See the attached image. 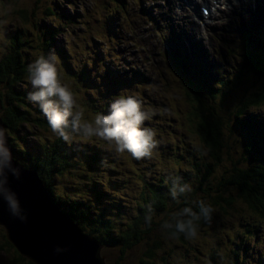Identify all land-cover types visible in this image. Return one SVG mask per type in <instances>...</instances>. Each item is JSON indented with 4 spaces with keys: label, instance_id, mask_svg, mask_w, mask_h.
Wrapping results in <instances>:
<instances>
[{
    "label": "trees",
    "instance_id": "1",
    "mask_svg": "<svg viewBox=\"0 0 264 264\" xmlns=\"http://www.w3.org/2000/svg\"><path fill=\"white\" fill-rule=\"evenodd\" d=\"M55 12L54 8L46 11L44 14L46 18L41 21H46L49 17L54 19ZM19 14V19L24 22L28 21V12L22 10ZM74 18L76 17L73 16V18L66 21L65 18L61 17V22L66 21L68 26V23L72 22L74 24ZM41 26L42 23L39 22L38 29ZM41 29L44 30L43 37L46 36L47 39L41 38L39 40L41 51L47 54L49 51L54 50L56 54L60 55L62 49L58 52L55 45V28H51L52 31L50 30V32H48L47 27ZM16 31L17 34L10 39V52L3 59H0V84L6 86V94L0 93V109H3L6 104V112L0 113V117L6 125V134L9 142L11 141L10 146L14 156L23 166L38 173L55 204L80 226L81 222H84L83 224L88 227L85 230L90 235H93L102 244L118 249L121 255L126 254L141 242L147 241L145 252H142L144 259L141 258L138 264H154L156 251L163 245V242L159 238L161 235H153L150 239L149 236L154 230L155 234L161 230V222L156 224L155 220H152L151 227L147 226L144 220L145 206L151 203L155 209L153 217L158 214L160 217L162 216L160 219H165L168 215L171 217V214L180 208L190 206L192 199L190 200V196H188L187 198L181 197L179 201H173L169 195L171 181L167 180L163 174L153 172V179L146 180L145 175L140 173L138 176L141 178L140 187L143 190L139 193L140 198L135 206V211L130 215L126 224L115 227L113 218L107 214L117 213L121 216V213L126 211L124 208L126 205L122 202L124 198L121 195L123 194V185H127L129 179L121 169L120 171L114 169V167H121L122 163L124 164V162L116 161L120 157L118 153L102 154L100 149L103 146L99 144V141L93 144L88 141L91 138L80 136L75 137L84 140L79 145L77 144L79 140H73L71 144H68L59 138L44 140L39 135L36 136V147H33L32 144L28 145L29 139H27V132L23 129V126L29 125L35 131L42 132V134H45L46 128L51 129L39 106L27 100L28 93L35 90L28 83L27 50L31 47L36 48L37 45L33 47L34 40L29 36L27 33L29 30L26 28H18ZM35 32L38 33L36 30ZM69 34L70 32L63 36L69 37ZM67 49L69 51V48ZM233 51L235 52L233 66L238 68L233 67V71L228 70L224 77L214 76L208 80L205 79L204 82L201 81L200 84L190 77H185L182 71H180L182 76L179 73L181 80L179 79L178 92L181 101L186 108L190 109L187 114L195 122V132L206 148L200 153L195 150L190 153L191 149L189 148L188 152L192 156L193 168L192 170L185 169L180 172V177L185 182H190L196 177L199 181L196 188L200 187L199 192L202 194V199L211 203L216 209L213 213L212 222L208 224L200 221L199 228L210 227L218 218H228V215H231L228 214V211L232 210L235 201H239L241 208L243 206L254 214L250 216L251 222L246 221L242 225L243 233L251 235V237L244 240V234H240L233 236V238L245 241L243 249L252 246L260 251L263 244L256 243V238L259 236L258 232L261 226L258 220L260 216L264 218V120L259 117L255 119L249 113L264 109V35L257 37L252 36L250 32L245 33L243 43L239 47H235ZM98 58L99 52L95 60L86 61L80 71L76 68L79 66L78 64H73V62L68 64L66 61L70 73L67 77L74 80L77 87L79 85L80 88H82V85L84 87L87 98L81 100V102L84 107L85 119L89 121L95 119L94 115L88 117L89 109L93 110V114L104 113L105 115L108 114L109 110V107H105L106 103L102 105L103 107H100L104 99L96 97L97 89L92 85L89 76L91 74L98 82L99 78H102L92 73V67L96 69ZM62 80H64L63 77ZM259 80L263 82L262 86H258ZM66 83L70 84L69 79ZM103 83L105 89H108L113 95V90L110 87L112 80L105 78ZM98 92L100 93V90ZM74 94L79 101V95L76 92ZM231 95H236L238 98L235 99L237 104L233 109L234 124L247 135L246 137L243 134L246 140L240 157L245 167L240 166L241 161L233 163L230 157L225 159L226 156L230 155L232 149L229 146V141H227L229 135L228 137L225 136V118L223 113H220V109L223 108L226 97ZM111 101H109L110 104ZM243 117L247 118L248 121ZM185 134L183 140L186 137L190 139ZM15 137H18L21 146H17L18 143H13ZM167 146L169 147V144ZM167 148L166 150L161 149L160 153L156 151L154 153L159 154V159L162 160V155L165 152L167 156L169 155ZM171 157H179L183 161L182 155L175 153ZM128 160L136 162V160ZM75 161L81 168L85 169L86 167L94 173L97 172L98 175H95L100 177V180L91 178V181L84 186L87 191L94 193L96 197L94 198L102 206L99 213L94 212V209L91 208L92 204L84 202L80 194H78L79 197L65 198L64 195L55 193V185L58 183V179L62 177L65 170L77 166L74 163ZM213 165L224 167L223 174L226 179L221 181L218 179L208 188L202 190L203 181L208 185L212 180ZM147 170L152 172L153 165H148ZM102 193L105 195L102 196ZM78 198L80 201L77 200ZM195 210L198 211V209ZM157 227L158 229H156ZM183 238V235L178 237L181 240ZM4 239L5 244L0 245V253L6 256L14 246L7 240L6 234H4ZM228 240V242L234 243L233 239L229 238ZM243 249L240 251L237 249L231 264H264V256H260L256 262L250 263L245 258V253L242 252ZM11 264L34 263L21 256L16 250L11 258ZM215 264L219 263L216 262Z\"/></svg>",
    "mask_w": 264,
    "mask_h": 264
},
{
    "label": "rangeland",
    "instance_id": "2",
    "mask_svg": "<svg viewBox=\"0 0 264 264\" xmlns=\"http://www.w3.org/2000/svg\"><path fill=\"white\" fill-rule=\"evenodd\" d=\"M128 1L133 5H138L139 3H141V0ZM228 3H230L229 0L221 7L220 11H216L214 13V17H212V20H208V25L210 26L212 33L214 28L222 27L224 22L220 19V17H223L227 13L226 5ZM231 3H233V1ZM53 8L56 10L55 18L50 19L49 17L46 21H41L42 19L46 18L44 17L45 12L52 10ZM34 9H36V11H34ZM110 9L112 10V12H115L116 10H120L122 12L124 11L121 4H116L115 6H113V0H0V59H3V57L10 52V39L12 38V36H15L17 34L16 30L18 28L24 27L29 30L27 31V33L34 40L33 47L37 45L36 48L31 47L32 49L29 48L27 50L28 64L32 63L36 58L44 54V52L41 51V46H39V40L41 38H46V36L45 38L43 37L42 34L44 30H42L41 28L48 27L51 30V28L54 27L56 32V48L58 50L62 49V52H64V43H66L67 48H69V51H71L70 55L72 56L73 64H78L79 66H77V68L80 71L83 66L84 60H86V57H83L86 51H90V48L93 45L100 46L98 43L104 41V36L107 37L105 35V32L107 18L109 14L112 13L109 11ZM22 10L28 12L27 22L19 19V13H21ZM74 12L77 15V17L74 18V24H72V22L68 23V26L73 27L72 31L68 27H66L64 31H61L59 29L60 24L62 23L61 28H63L64 26V22H61V17L63 16V18L69 20L70 17L73 18ZM76 21L80 22L76 24ZM39 22L42 23V26L38 29L37 26ZM100 22H102L101 25L99 24ZM36 29L38 33L35 32ZM68 32H70L69 37L63 36ZM239 32L236 34L237 38L233 40L234 46L236 48L243 43L242 32L240 34ZM218 33L219 31L216 32V34ZM47 38L49 37L47 36ZM140 39L150 43L146 45L142 42L143 46L149 50L150 56H152L151 52L157 54V57L155 59V67L157 68L159 76L163 79L164 83L167 84L169 90L175 94V88L178 87L175 77L166 68V60L162 56L164 50L168 49L167 44L163 42L165 39V35L161 33L150 20H147L146 24H144L140 32ZM226 42L223 41L222 43V50L224 52L228 49V42L227 44ZM92 50H96L95 46L92 47ZM94 56L95 54L91 57V59L94 58ZM214 59L219 60L220 56L214 55ZM59 63V70L61 73L60 75L64 78L63 81L66 82L67 79H69L71 87L73 85V92H76L79 95V105L84 108L81 100L86 99L87 96L86 93H84L83 85L82 88H80V85L79 87H77L75 81L67 77L70 74L69 67H65L61 61H59ZM71 67L73 68L74 66ZM233 67L238 68L235 66H231L229 70L233 71ZM161 71H164V74H162ZM166 80L169 82V84L166 82ZM261 80L258 81V86L263 85V82ZM28 83L30 86H32L30 80H28ZM98 83L104 88L103 89L101 87L100 93H95L97 98L104 99L101 102L100 107H103L102 105L104 103L107 104L105 107H109V101L112 100V93H110L108 89H105L104 83L101 80H99ZM137 87L139 86L137 85ZM135 88H131V90L134 91ZM153 88L154 87L151 85L141 84V87L137 88V91L134 92L139 95L142 94L141 97L144 98L143 101L145 107L149 108V111L155 113V115L152 116L153 118H151L149 121H146L145 124L149 127L155 126L157 128V139L161 141L159 147H162V150H166L164 149V147L169 144V147L167 148L169 155L167 156L165 152L163 154V160H160L159 154L153 153L151 159L145 158L142 160H136L132 158L130 153H118L120 157L116 161L124 162V164L122 163L121 167H114V169L117 171H120L121 169V171H123V173L125 172V175L129 177V179L128 184L123 185L124 189L123 194L121 195L124 198V201L122 202L126 205L124 206L126 211H123V213H121V216H119L117 213L107 214L113 218L115 227L119 226L120 224H126L130 218V215H132L135 211V206L138 203V199L140 198L139 193H141V191L143 190V188L140 187V184L142 182L138 174L143 173L146 180L153 179V172L163 174V176L167 180H170V176L180 177V172H183V170L185 169L192 170L193 168L192 156L190 154L192 153V150L200 153L203 149H206L203 146L202 140L195 132V122L191 120V118H189L187 114L188 110L190 109L186 108L184 104L185 109L180 110V106L182 105V102L180 101H177L176 107L172 108L171 110H166L164 106H155L151 101L146 99L145 95L143 96V94H146L147 97H149V95L150 97H157V92ZM107 92L108 94H106ZM0 93H3L4 95L6 94V86L4 84H0ZM114 94L116 93L113 91V95ZM236 95L226 97L223 103V108L220 109V113H223L225 118V136L228 137L229 135L227 141H229V146L232 149L230 155L226 156L225 159H228V157H230L233 163H235L236 161H241L240 157L244 149L243 144L246 140L245 136L247 137L244 131L234 124L235 116L233 115V109L235 108V104H237V101H235V99H238ZM163 97V102L169 103V93L165 96L164 92ZM1 98H3V96H1ZM92 111V109L88 110V117H92L93 115L94 117L96 116V114H93ZM5 112L6 104L3 106V109H0V113ZM181 118L183 119L181 120ZM254 118L258 119L257 116H254ZM259 118L262 119V117ZM243 119L248 120L244 117ZM166 125L175 126L176 129L168 130ZM23 129L26 130L27 139H29V143L27 144H32L33 147H36L35 142L37 141V135L41 136V138H44V140L57 139V137L52 134L51 130L47 128L46 132H44L45 134H42V132L39 131H35L34 128L29 125L23 126ZM184 134L188 135L190 139H187L186 137V139L183 140ZM74 140H79V142L77 143L78 145L82 144V142L84 141L78 138H75ZM88 141L93 144H96L95 142L99 141V144H102L103 146L102 149H100V152L102 154L115 152L113 145L106 143V141H103L98 137H93ZM13 143H18L17 146H21L20 142H18V137H15ZM189 148L191 149L190 153L188 152ZM175 153L178 155H182L183 161L179 157H171ZM128 159L136 160V162H130ZM205 160H207V158H205ZM74 163L77 166L65 170L62 177L58 179V183L55 185V193L64 195L65 198L79 197L78 194H80L82 195L81 199L84 200V202H89L92 204L91 208L94 209V212H101L102 206L99 204L98 200L95 199L96 197L94 193L87 191L84 187L85 184L87 185V183L91 181V178L100 180V177L96 176L98 175V173H94L91 170H88L86 167L85 169L81 168L79 164L76 163V161ZM150 164L153 165L152 172H149L147 170V167ZM240 166L245 167L243 162ZM213 168L214 172L212 180L208 185H206L203 181L201 187L202 190L208 188L213 182H216L218 179L220 181L222 179H226L225 175L223 174L224 167L213 165ZM188 183H190L193 188V192L189 194L190 200L192 199V201H194L202 199V194L199 192L200 187L198 186L196 188L197 184L199 183L198 179L194 177V179ZM104 195L105 194L102 193V196ZM77 200L80 201L79 198ZM228 214H231L228 215V218H218L214 223L211 224L210 227L204 229L199 228L197 237L192 240H188L185 238H183L182 240L178 238H171L168 232H162L161 230L157 232V234L154 233L155 230L151 232L149 239L152 238L153 235H161L159 236V238L163 242V245L156 251L154 264H215L216 262H218L219 264H231L235 252L237 251V249L238 251L243 249V244L245 242L240 239L233 238V236L244 234L242 225L245 224L246 221L251 222L252 220L250 219V216L254 214L243 206L241 208L239 201H235L232 210H229ZM161 217L158 214L157 216L153 217V220H155L156 224L158 222H161V225L164 220L170 219V215L166 216L165 219H160ZM258 221L261 223V226L259 225L261 231L262 229H264V218L260 216V219ZM83 223L84 222H81V226L84 229L88 228L86 224ZM84 229V233L88 234V232ZM156 229H158V227ZM260 231L258 233H260ZM4 234L5 229L0 226V245L5 244ZM90 236L94 237L93 235ZM249 237H251V235L244 234V240H247ZM229 238L233 239V244L228 242ZM256 240L257 242H261L259 241V236L258 238H256ZM146 244H148V242L143 241L124 255H121L118 249L103 244V249L101 248V256L104 258L105 264H138L141 258L144 259L142 255L145 252ZM14 251H16L15 248H11V251H9L6 256L0 253V264H11V258L14 254ZM258 251V248H253L252 246L251 248L244 247V249L242 250V252L245 253V258L250 263L256 262L260 258V256H264L262 253L263 249L260 248L259 253Z\"/></svg>",
    "mask_w": 264,
    "mask_h": 264
},
{
    "label": "bare ground",
    "instance_id": "3",
    "mask_svg": "<svg viewBox=\"0 0 264 264\" xmlns=\"http://www.w3.org/2000/svg\"><path fill=\"white\" fill-rule=\"evenodd\" d=\"M206 1L207 0H197V2L196 0H141V3H139L138 5H133L129 3L128 0H113V6H115L116 4L122 5V8L124 9L123 12H126L127 18L124 21H120L119 18L113 14L122 11L116 10L115 12H112L111 9L109 10L110 12H112L108 16V18H111V21L109 24V31H106L105 35H107V40L109 41L115 39V47L112 48L109 54H100V58L103 62V66L106 72L113 78V80L129 85L130 89L137 87V85L141 87V84L153 86L154 90L157 92V97H150V95L149 97H147L146 94H143V96L145 95L146 99L151 101L155 106H164L166 110H171L172 108L176 107L177 101L182 102L178 92L179 79L181 80L179 73L182 70L174 67L172 61H166L165 66L175 77L176 84L178 86L177 88H175L176 93L174 94L169 90L167 84L164 83L163 79L159 76L157 68L155 67V60L152 56H150L149 50L143 46V43L140 39V32L144 24H146L147 20H151L153 25L170 39L177 52L189 63L192 74L188 73L190 76H187L183 73L185 77H190L191 79H194L201 84L200 79L205 77L207 72L212 69L216 70V73L220 77L226 76L228 70L231 68V66L234 65L235 52L233 54V50L235 46L233 40L237 38L236 34L241 30L239 34L242 32V39L244 34L249 32L252 34V36L258 37L264 35V0H229L230 3L226 5L227 13L223 17H220V19L223 20L224 23L222 27L218 29V34H213L209 25L204 23V26H201L197 22V20H201V18L203 17L201 7L205 4L204 2ZM232 1L233 3H231ZM73 16L77 17L75 12ZM66 21L64 22L63 28H61L62 23L60 24L59 29L61 31H64L65 28L68 27L72 31L73 27L67 26ZM79 22L80 21H76V24H78ZM101 23L102 22H100L99 24L101 25ZM247 25H250V27ZM246 27L249 28L247 29ZM260 29L261 32L259 31ZM47 30L48 32H50V29L48 27ZM254 30H257L258 32H252ZM44 40L47 39L45 38ZM103 40L104 41L101 42L102 44L105 42V36L103 37ZM223 41H227L230 43L231 50L227 49V51L225 52L222 50ZM64 44L65 51L60 53V56L58 54L56 55L58 56V60L61 61L65 67H67V63L70 64L73 61L72 56L70 55L71 51H67L66 43ZM93 46H95V51L92 50ZM93 46L90 48V51L87 50L85 55L83 56L86 57V60H84L83 62V66L85 62L89 61L94 54L96 56V54L100 52V46ZM56 50L59 52L57 48ZM214 55L220 56V59L215 60ZM91 60H93V58ZM58 66H60V63ZM161 73L164 74V71H161ZM89 76L91 77L92 85L97 89L98 92L101 89L100 84L91 74ZM128 92L129 89L127 91H124V94H127ZM164 92L165 96L168 93L170 95L169 103L163 102ZM119 95L121 94L112 95V101ZM141 95L142 94H140L139 96L141 97ZM141 98L144 100L143 97ZM184 109L185 108L182 103V105L180 106V110ZM249 115L253 117H262V119L264 120V109L257 112L251 111ZM182 119L183 118H181V120ZM0 120L4 125V128L6 129V125L1 117ZM166 126L168 130L176 129L175 126ZM150 127L157 130L155 126ZM167 147L168 146L166 145L164 149H166ZM161 149L162 147H158V149L155 151L160 153ZM12 158H14L13 160H16L19 164H21L15 158L14 154ZM49 197L52 206L56 208L57 205L53 201L52 196L49 195ZM59 210L65 215H68L60 208ZM71 219L74 221L73 218ZM2 227L5 229L4 226ZM258 234L260 239L259 241L264 242V229H262ZM88 236H90L89 233ZM90 237L94 238L92 236ZM95 240L100 243L101 247H103V244L99 240H97L96 238ZM9 242L13 245L11 241ZM261 249H263V247H261ZM262 253L264 255V249ZM21 255L24 256L23 254ZM24 257L33 262L30 258L26 256ZM33 263L36 264L35 262Z\"/></svg>",
    "mask_w": 264,
    "mask_h": 264
},
{
    "label": "clouds",
    "instance_id": "4",
    "mask_svg": "<svg viewBox=\"0 0 264 264\" xmlns=\"http://www.w3.org/2000/svg\"><path fill=\"white\" fill-rule=\"evenodd\" d=\"M58 65L54 50L40 55L28 65L29 80L35 90L28 93L27 100L39 106L52 134L68 144L77 136L98 137L113 145L116 153H130L136 160L151 159L161 141L157 139V130L145 124L155 113L145 107L143 99L138 94L119 95L109 105L107 115L97 113L94 121H89L85 119L84 109L71 85L62 80ZM6 132L7 129L0 127V197L7 203L13 217L26 222L16 193L8 187V175L19 179L20 170L12 164ZM169 179V195L173 201L187 198L193 192L191 184L182 177L170 176ZM145 207V224L151 227L155 209L151 203ZM215 211L208 201L194 200L190 206L180 208L171 214L170 219L164 220L161 231L168 232L171 238L183 235L192 240L198 235L199 222L210 224Z\"/></svg>",
    "mask_w": 264,
    "mask_h": 264
},
{
    "label": "water",
    "instance_id": "5",
    "mask_svg": "<svg viewBox=\"0 0 264 264\" xmlns=\"http://www.w3.org/2000/svg\"><path fill=\"white\" fill-rule=\"evenodd\" d=\"M0 127L4 128L1 120ZM6 137L11 149L7 134ZM11 154L13 156L12 149ZM13 159L20 178L9 174L8 187L16 193L27 220L22 222L13 217L0 197V225L5 227L14 248L36 264H105L100 243L84 233L57 206L54 208L38 174ZM57 248L61 251H56Z\"/></svg>",
    "mask_w": 264,
    "mask_h": 264
}]
</instances>
